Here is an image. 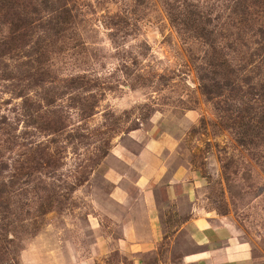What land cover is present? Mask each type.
<instances>
[{
	"label": "rangeland",
	"instance_id": "1",
	"mask_svg": "<svg viewBox=\"0 0 264 264\" xmlns=\"http://www.w3.org/2000/svg\"><path fill=\"white\" fill-rule=\"evenodd\" d=\"M191 214L264 264V0H0V264H182Z\"/></svg>",
	"mask_w": 264,
	"mask_h": 264
},
{
	"label": "crops",
	"instance_id": "2",
	"mask_svg": "<svg viewBox=\"0 0 264 264\" xmlns=\"http://www.w3.org/2000/svg\"><path fill=\"white\" fill-rule=\"evenodd\" d=\"M177 174V175H176ZM180 172H176L174 175H170L168 184H172L175 180L181 177ZM180 176V177H179ZM114 184L117 183L116 180L112 181ZM149 181L143 177H139L134 186L139 196L135 199L127 200L123 195V199L118 198V188H113L111 190L109 198L111 200H116L119 204L124 206H130L137 204L140 209L146 214L152 210L153 199L151 192L147 190V185ZM167 189L172 190L170 192L174 195L172 187H167ZM171 197V196H170ZM173 198V196L171 197ZM152 202V204H151ZM191 214V216L184 222L182 226H179L174 234L185 233L190 241L194 243L195 246L200 248L199 252L192 253L187 256L182 264H243L247 259V250L245 245L232 244L234 241V234L228 230L226 231L222 227L214 226L209 224L210 222L205 218H198ZM193 216V217H192ZM153 217V216H152ZM158 216H155V218ZM154 218V219H155ZM153 218L151 222L153 223ZM146 219L140 214L134 215L131 220L124 221L122 229L120 230V238H118V246L123 248L127 253L132 251H143L149 249L148 235L163 234L162 224L159 222L157 226L153 224L148 226ZM229 251V252H228Z\"/></svg>",
	"mask_w": 264,
	"mask_h": 264
},
{
	"label": "trees",
	"instance_id": "3",
	"mask_svg": "<svg viewBox=\"0 0 264 264\" xmlns=\"http://www.w3.org/2000/svg\"><path fill=\"white\" fill-rule=\"evenodd\" d=\"M207 93H209V91Z\"/></svg>",
	"mask_w": 264,
	"mask_h": 264
}]
</instances>
